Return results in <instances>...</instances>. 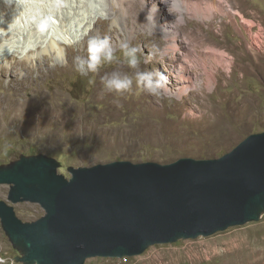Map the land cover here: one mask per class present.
Listing matches in <instances>:
<instances>
[{"label": "rangeland", "instance_id": "1", "mask_svg": "<svg viewBox=\"0 0 264 264\" xmlns=\"http://www.w3.org/2000/svg\"><path fill=\"white\" fill-rule=\"evenodd\" d=\"M99 1L85 0L82 10ZM118 1L117 25L107 29L111 21L105 19L99 29L93 26L86 38L69 44L70 54L64 58L40 55L29 62L12 55L0 61V169L40 155L56 161L58 173L69 178V168L115 161L214 159L249 134L264 132V0H168L172 15L160 0ZM153 4L157 13L154 8L148 12ZM32 11L22 4H5L0 27L34 32L42 18ZM164 23H177L175 28L166 26L167 36L158 25ZM93 36L109 38L115 59L83 75L75 70L74 58L87 55ZM124 44L138 49L140 70L165 74L172 58L187 57L198 88L181 100L166 93L154 97L135 82L130 91L108 92L103 82L107 74L134 77L136 70L123 58ZM211 53L224 54L233 69L229 80L227 73L217 72L216 90L205 88L199 66L201 60L209 66ZM206 106L215 109L217 118L201 121ZM219 118L226 119L227 127L218 132L212 120ZM8 190L9 185L0 184V200L22 222L43 216L37 204L9 203ZM18 256L0 223V264H22L15 260ZM84 264H264V213L258 221L211 236L151 245L137 256L88 258Z\"/></svg>", "mask_w": 264, "mask_h": 264}, {"label": "water", "instance_id": "2", "mask_svg": "<svg viewBox=\"0 0 264 264\" xmlns=\"http://www.w3.org/2000/svg\"><path fill=\"white\" fill-rule=\"evenodd\" d=\"M44 156L0 169L11 204L44 214L22 222L0 200V223L22 264H84L93 257L137 256L151 245L211 236L264 213V132L219 158L168 164L115 161L69 168Z\"/></svg>", "mask_w": 264, "mask_h": 264}, {"label": "bare ground", "instance_id": "3", "mask_svg": "<svg viewBox=\"0 0 264 264\" xmlns=\"http://www.w3.org/2000/svg\"><path fill=\"white\" fill-rule=\"evenodd\" d=\"M84 2L85 0H7V3H0V10L5 4L16 7L17 4H22L28 7L29 10H33L32 13L41 17V21L48 22V26L43 30L37 28L38 22L34 26V32L29 33H24L23 31L16 29H12L15 30V32H9L6 28L0 27V61H5L12 55L20 56V58L26 59L29 62H33L35 58H37L36 56L40 55L62 59L67 54H70L69 44H77L79 40L86 38V35L93 30V26H97L99 29L100 24L105 19H110L111 21L108 24L109 27L107 29H112L115 25H117L115 20L119 18V10L122 7L120 6L118 0H103L99 1L98 5L88 3L87 8L82 10ZM54 18L56 20H54ZM65 20H67L66 25L62 23V21ZM176 24L164 23L162 25H158L160 31L162 33L165 32L162 35L167 36L166 26H169V28H175ZM67 26V29H69L68 32L67 30H64ZM162 27L165 31L161 29ZM66 35H69L70 37L68 38ZM209 61V66H207L206 60H201L199 66L202 68L205 76V88L207 90H216V86L219 83L217 72L219 70L224 71L227 73L226 75H228L229 80L233 74V69L231 66L229 67V61L224 54L221 55L219 53H211ZM170 62L171 64L164 69L166 72L164 75L168 77L170 89V91L166 92V94H168V96H176L181 100V98L186 95L188 91L194 90L195 87L198 88V86H196L197 78L193 73L192 66L187 57L181 56L172 58V61ZM8 69L10 68L8 67ZM171 85L173 86L172 88H170ZM203 98H205V94L203 95ZM207 106L205 107L207 110L200 116L202 118L201 121L210 117V115L214 113L215 109H208ZM188 112L189 114L194 115L193 110H188ZM225 120L226 119L221 120L220 118L219 120H212L217 131H221L222 128L224 129L227 127ZM211 130L209 129V131Z\"/></svg>", "mask_w": 264, "mask_h": 264}, {"label": "clouds", "instance_id": "4", "mask_svg": "<svg viewBox=\"0 0 264 264\" xmlns=\"http://www.w3.org/2000/svg\"><path fill=\"white\" fill-rule=\"evenodd\" d=\"M0 3H7V0H0ZM167 6V10L172 15L171 8L168 5V0H160ZM153 8L157 13L156 4L148 10L152 12ZM148 16L146 15V20ZM153 23L155 14L151 17ZM48 26L47 21H40L37 28L43 30ZM123 58L129 68L135 69L134 77L127 74H122L118 71H113L104 77V85L108 92L124 93L130 91L133 83L140 87L148 94L154 97H162L166 92H169L168 77L158 70H140V61L137 57L138 49L128 44L122 45ZM115 59L114 50L108 37L93 36L87 41V55L76 56L74 58V67L80 74L95 73L105 63H112Z\"/></svg>", "mask_w": 264, "mask_h": 264}]
</instances>
